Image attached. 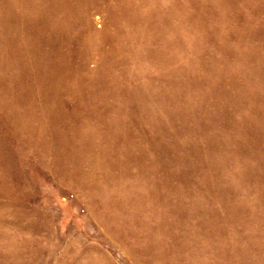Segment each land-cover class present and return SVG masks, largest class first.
I'll return each instance as SVG.
<instances>
[{"label":"rangeland","instance_id":"1","mask_svg":"<svg viewBox=\"0 0 264 264\" xmlns=\"http://www.w3.org/2000/svg\"><path fill=\"white\" fill-rule=\"evenodd\" d=\"M0 264H264V0H0Z\"/></svg>","mask_w":264,"mask_h":264}]
</instances>
